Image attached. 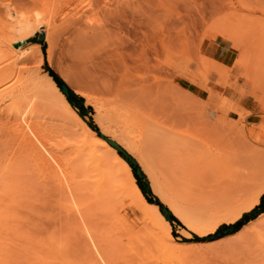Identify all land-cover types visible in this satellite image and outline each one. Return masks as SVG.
<instances>
[{
  "label": "rangeland",
  "instance_id": "rangeland-1",
  "mask_svg": "<svg viewBox=\"0 0 264 264\" xmlns=\"http://www.w3.org/2000/svg\"><path fill=\"white\" fill-rule=\"evenodd\" d=\"M43 2L0 0V27L10 30L16 13L36 17ZM84 12L75 18L77 21L57 23L50 62L46 59L45 30L36 24L32 25L34 34L18 51L27 53L32 51V43H41L45 59L37 71L41 76L47 73V64L83 98V117L78 108L73 107L74 111L88 126L92 123L97 128L99 137L104 138L92 102L107 108L112 116L113 109L121 113L123 109L133 110L141 116L138 118L145 129L140 146L146 165L119 147L135 159L148 182L147 200L159 203L160 211H170L154 189L153 179L172 181L177 188L176 179L190 173L194 188L185 190L199 200H188V208L193 214L207 217L210 210L219 207L223 194L231 195L232 188L249 198L264 188V0H95L93 7ZM210 61L215 62L211 68ZM25 65L36 69L33 61ZM6 105L2 104L0 110ZM52 107L54 116L63 112L61 103ZM65 112L69 115L63 120L69 122L73 112ZM12 117L9 112L0 117V148L11 146L14 140L9 133ZM65 159L70 165L64 163L63 168L71 176L64 174L63 181L69 184L51 196V186L38 181V172L24 162L28 168L23 169L25 183L22 193H17L22 201L16 198L17 204L11 202L16 205L5 213L0 209V264H128L134 260L127 262L134 257L136 246L129 244L121 231L124 228L112 221L115 213L108 209L104 216L98 215L78 192L86 156H79L73 148ZM178 164L190 171L184 174L176 167ZM55 173L62 177L60 171ZM235 192L232 190L231 196ZM126 203L116 202L110 208L119 218L138 219ZM259 204L260 200L243 214ZM170 214L178 220H169L175 255L147 250L150 254L145 264H264V209L253 213L246 231L214 240L206 238L216 230L202 235ZM6 215L9 220L4 222ZM106 216L109 221L104 219ZM54 232L60 239H55L59 241L57 248L50 244L52 250L49 242ZM1 248L11 250L12 258L5 257Z\"/></svg>",
  "mask_w": 264,
  "mask_h": 264
},
{
  "label": "bare ground",
  "instance_id": "bare-ground-1",
  "mask_svg": "<svg viewBox=\"0 0 264 264\" xmlns=\"http://www.w3.org/2000/svg\"><path fill=\"white\" fill-rule=\"evenodd\" d=\"M47 1L45 0V4L43 2V9L41 8V12L38 13L36 17L28 18L14 13L15 19H13L15 20V24L13 27L10 30L6 27L4 28V26L0 27V106L7 103V105L0 110V117L3 116L4 112H9L10 115L13 116L11 119L14 118L12 124H10L11 122L8 121L11 125V127H9L11 130L9 132L10 137L11 135L12 137L14 136L12 145L9 147L0 148V209H3L2 213H5L6 210L8 211L10 209L12 204H17L19 200V202L22 201L21 199H18L22 195L20 196V194L18 195L17 193H22V186L25 183L23 179V175L25 174L23 169L27 167L26 164H30L31 166L28 168L33 167L32 170L38 172L39 176L36 174V177L35 175V178L39 177L38 181L40 179V182H42L44 186L47 185L46 187L49 185L51 186V189H49L50 187L48 188L50 196L54 193H57L56 190H60L64 186L67 187L69 182L66 184L67 180L63 181V178L66 177L64 174H68L67 176L71 175L69 171L65 173L63 166L64 163L70 165L69 160L65 159V157L67 154H69L70 150L74 148L78 152L79 156H86V160L82 164L84 173L83 179L80 181L81 192H78L80 195H82V197H84L86 205L93 208V210L98 215L104 216L105 213H108V209L109 211H113L115 213L114 214L112 212L114 214L112 221L118 222L120 225L118 228H124L121 231L125 234V236H127L129 244L131 246H136L134 257L129 258L130 260L128 259L127 261L129 262L134 258V262L131 261L128 264L132 262V264H145L146 257L148 254H150V252L147 250H157L159 253L174 256L175 252L173 249L176 244H174L175 242L171 234V224L169 220L165 218L157 205L148 202L137 185V181L133 175L132 167L129 161L123 156L119 155L118 151L108 141L112 140L116 142L130 155H132V157L138 160V162H140L143 166L146 165V159H143L140 146L143 138L142 129H145V125L144 127H141L140 123L142 119L139 120V114L133 110H131L133 112H129V110L124 112V109L122 108V110L120 109L121 107H119L120 111L122 110V113L114 111L113 109L115 116V119H113L114 116L111 115V111H109L107 108L103 109L96 102H92L95 112L98 113L96 120L98 122L100 131L104 136V138L99 137L97 133L92 130L74 111V108L67 101L66 96L60 91L49 73H44V75L41 76L37 71L45 59L41 45L39 43H32L30 45L33 48L32 51H27V53L18 51L19 48L28 41V38L34 34L35 29L32 25L36 24L38 29L42 28L45 30L46 42L48 44L46 49V59L48 62H50L53 55L52 34L55 32L57 25L59 24L58 22L65 23L71 20L73 22L77 21L75 18L79 19L80 16L84 15V10L91 9L95 4V0H56L59 1L58 4L55 2L53 4L52 2ZM231 26H229V29H231ZM233 27L234 26H232V29ZM232 38L233 37H230L229 39ZM229 41L231 42V40ZM28 61H33L34 64H36L35 70L27 68L26 65L22 66V64H25V62L27 63ZM201 61L202 59L200 62ZM207 61L208 60L205 61L206 63L204 62L205 67H207V63L209 64ZM213 62L210 61V68L215 63ZM218 65L220 64H216V66ZM59 103L62 104L63 112L58 111L60 113L59 115V113L56 111L57 114L54 116L55 114H53V112L51 113V111H54L52 106L57 107ZM66 110L73 112V119L69 122H65L63 120L64 117H68L69 115L65 114ZM44 111H48L51 114H48L49 116H45V114L48 112ZM134 112L136 113L134 114ZM69 118L71 117L69 116ZM8 122H6V124ZM145 132L148 131L145 130ZM24 162H26V164H24ZM22 163L23 165H21ZM179 165L180 164H178L176 167H179L180 169H178L182 170ZM188 170V168L186 170L184 167V170L182 171L183 173L184 171L188 173L190 171ZM55 171H57V173L60 171L62 177L57 176ZM189 174H185L181 178L176 179L178 189L176 188L175 184H172V181H169V179V182L166 180L163 182H158L157 180L155 181V179H153V186L162 197L164 204L169 207L172 214L179 218L184 224H186V226L198 231L202 235L214 232L221 224L231 223L233 220L240 218L243 212L252 209L259 202L262 194H264V188H262L253 194L251 198H249L246 196V194H237L235 192V187L234 189H231L230 187L231 190H229L231 195L234 192L235 194L233 196H227L223 194V200H221L219 203L216 202L218 203L217 205H219V207L217 206L215 209L210 210L207 213V217H202L203 215L200 216L191 213V209L188 208V200H199L197 197L194 198L195 196L192 198L187 193L188 188L189 190L191 189V191L194 188H192V181L189 177ZM152 178L153 177H151V179ZM40 182L37 183L40 184ZM43 184L41 185L42 187ZM199 185L201 184L199 183ZM246 185L248 184L246 183ZM242 188L240 187V189ZM185 189H187V191ZM243 190H241V192ZM61 192H64L63 189ZM36 196L34 195L33 198ZM16 198L18 201H14ZM41 200L43 201V199ZM13 201L14 203H11ZM116 202H127L134 211V215L137 216L138 219L128 221L125 219L126 217L119 218V215H117L118 213H116L114 209L110 208L111 205L115 204ZM13 206L11 209L14 208ZM45 206L42 207L44 208ZM108 218L109 217L107 216L106 218L104 217V219ZM8 220V215L2 218V221L4 222ZM109 220L110 218L108 221ZM108 221L104 220V222L107 223ZM248 225L249 224L243 226L239 232L243 230L246 231V229L249 228ZM110 226H112V224ZM248 231L249 230H247V232ZM13 232L14 235H16L17 231L13 230ZM239 232H237V234H239ZM53 234H51L52 238L50 237V239L51 241H54L52 243L49 240V245L52 244L55 246V248H57L56 243L59 241H55V239L60 238H56L58 233L54 234L55 237ZM61 242L62 241H60V243ZM109 246V251H113L111 245ZM50 248L55 250L51 245ZM1 250L5 257L7 256L8 258H12L11 250L7 248H1ZM139 252H141L140 254L142 255L147 254L146 256H143L145 261L143 257L139 255ZM136 256L142 258L139 259L137 257V259ZM136 260H139V262L136 263Z\"/></svg>",
  "mask_w": 264,
  "mask_h": 264
},
{
  "label": "trees",
  "instance_id": "trees-1",
  "mask_svg": "<svg viewBox=\"0 0 264 264\" xmlns=\"http://www.w3.org/2000/svg\"><path fill=\"white\" fill-rule=\"evenodd\" d=\"M39 44H41V43H39ZM43 48H44V46H43ZM44 54H45V52H44ZM45 69H46L47 73H49V75L53 78L54 82L56 83V85L58 86V88L61 91L63 88L67 89V95H66L67 101L71 104L72 107L78 108L80 116L83 117V114H82V108H83L82 103L84 101L83 98L80 97L79 95H77L58 74H56L53 70H51L47 66V64H45ZM89 127L92 130L97 131V128L95 126H93L92 123H89ZM130 165L132 167L133 175L137 181V185L139 186V188L142 191V193L144 194V196L148 197V195L150 194L148 182H146V180L144 178H140L136 174L138 166L133 165V164H130ZM148 202H150L151 204L160 205L159 203L152 201V200H148ZM260 208L264 209V195H262L260 198L259 206L254 208L251 212L243 214V216L233 224H229V225L222 224V225H220L216 229V231L212 235H209L206 239L214 240V239H218V238H221L223 236L237 232L238 230H240L244 225H246L251 220V218L254 216L253 213H256V211ZM168 219L172 222H174V221L178 222V220H176V218H174L171 214H169ZM194 237H195V239H198L196 236H194Z\"/></svg>",
  "mask_w": 264,
  "mask_h": 264
},
{
  "label": "water",
  "instance_id": "water-1",
  "mask_svg": "<svg viewBox=\"0 0 264 264\" xmlns=\"http://www.w3.org/2000/svg\"><path fill=\"white\" fill-rule=\"evenodd\" d=\"M43 37V36H42ZM41 37V38H42ZM65 96L67 95V89L66 88H63L62 89V91H61ZM109 141V143L118 151V152H120V153H122L126 158H127V160L129 161V163L130 164H133V165H135L136 164V161H135V159H133L129 154H127L121 147H119V145L116 143V142H114V141H112V140H108ZM136 174L140 177V178H143V174L141 173V170H139V169H137V171H136ZM161 213L165 216V218L167 219V220H169L168 219V217H169V214H170V211L169 210H167V209H161Z\"/></svg>",
  "mask_w": 264,
  "mask_h": 264
}]
</instances>
